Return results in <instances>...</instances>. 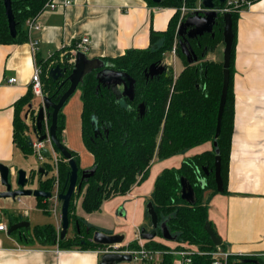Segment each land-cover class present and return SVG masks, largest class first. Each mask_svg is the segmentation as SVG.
<instances>
[{
  "label": "trees",
  "instance_id": "trees-1",
  "mask_svg": "<svg viewBox=\"0 0 264 264\" xmlns=\"http://www.w3.org/2000/svg\"><path fill=\"white\" fill-rule=\"evenodd\" d=\"M52 0H12L13 12L18 22L17 36L10 33L9 22L6 14L5 1L0 0V45L28 42V30L26 20L38 15L45 5ZM151 6H164L177 9L170 20L169 27L163 31H151V44L145 49H130L118 57L102 58L106 64L112 65L119 71L129 73L136 80V98L119 100L108 88L101 87L97 90V70L90 72L78 87L82 101V136L84 143L93 156L95 173L82 180V187L77 189L70 203L69 217L76 208L77 198L82 195V208L87 213L100 211L104 201L116 196L129 193L134 185L142 184L149 176L150 168L155 156L160 160L182 155L189 149L215 140L217 115L220 96L223 86V61L216 62L206 59L208 53L202 56L205 49L214 51L219 44L224 43L223 29L225 22L220 15L218 23L214 27L215 35L204 34L189 42L199 60L189 63L182 53L179 44L180 36L177 34L178 26L192 11L180 17L178 11L183 6L194 8L196 0H165L156 4L152 0H146ZM256 0H250L255 2ZM226 3V2H225ZM225 3H218L220 8ZM245 7V6H244ZM240 9L231 11L233 19L234 41L230 66V84L228 96L223 114L222 128L218 140V148L222 159V178L224 191L227 192L228 171L232 148L235 118V95L233 91V64L237 36V23ZM163 39L161 44L158 41ZM176 41V46L174 44ZM154 44L156 46L152 47ZM72 46L63 47L60 52L51 55L47 60H39L42 67V80L44 83L43 94L48 95L54 101H58L69 88L68 75L71 73L75 58ZM175 50L184 63V68L177 77L171 72L156 77H146V69L153 63L162 61L166 52ZM65 53L62 61L61 54ZM38 55V54H37ZM38 58V56H37ZM60 64L67 68L66 75L58 80H53L49 74L52 67ZM34 92L32 86L28 92L15 103L14 118V142L16 147L24 155L33 154L31 140L25 134L27 128L26 113L22 118V111L30 109ZM146 104V113L141 116L138 110L140 103ZM33 104V103H32ZM132 106V107H129ZM64 109V108H63ZM62 111L59 114L57 136L63 142L66 129V115ZM30 112V111H29ZM31 113V112H30ZM29 113V114H30ZM98 119V128L92 122V117ZM34 119V118H33ZM49 126L51 118L46 122ZM44 125L43 132L46 131ZM48 128V127H47ZM55 150L59 152L56 146ZM79 166L80 178L84 170L80 166V156L70 150ZM216 148L195 154L186 158L180 167L165 168L158 175L151 201L158 213L160 224L166 221L171 234L176 237L174 241L188 242L197 245L200 251L209 252L224 245H214L209 234L205 230V223L209 221V201L206 199V191L211 195L218 194L215 180L214 162ZM63 157V156H62ZM65 160V158L63 157ZM210 171L206 175L203 167ZM45 169V168H44ZM69 164L62 165L59 169V192L65 186ZM212 170V171H211ZM33 178L34 173H31ZM185 177L193 185L197 201L190 204L181 197V178ZM206 180L203 187L201 180ZM53 182L48 179L40 181V188L51 190ZM38 198V208L48 212L43 201ZM147 212V210H146ZM147 217L150 216L147 212ZM26 220L21 216L11 215L9 223L15 224ZM76 235L74 238L60 239V231L52 223L37 224L32 229L22 228L13 234H17L19 240L25 244L58 245L60 248H79L82 250H95L105 246L92 241V235L99 230L97 227L87 224L83 219L77 218L75 223ZM212 225V223H211ZM213 227V225H212ZM214 229V227H213ZM215 231V230H214ZM216 232V231H215ZM217 234V232H216ZM218 235V234H217ZM158 236L163 238V233L158 228ZM219 236V235H218ZM130 247L138 248L139 244L131 242ZM148 249L164 251L163 261L160 264H174L176 256L170 252L171 248L157 240L145 242ZM254 258L260 263L244 262L243 259ZM192 264H213L210 254L195 253L192 255ZM228 264H264L259 256L230 255Z\"/></svg>",
  "mask_w": 264,
  "mask_h": 264
},
{
  "label": "crops",
  "instance_id": "crops-1",
  "mask_svg": "<svg viewBox=\"0 0 264 264\" xmlns=\"http://www.w3.org/2000/svg\"><path fill=\"white\" fill-rule=\"evenodd\" d=\"M65 1L53 0L55 7H47L38 15L41 28L32 34V38L39 42L38 58L34 56L29 40L0 45V163L11 166L15 172L17 168L14 163L20 152L14 142L15 103L28 92L35 64H39L40 59L47 60L84 36L91 39L86 52L89 58L118 57L130 49L148 48L151 31L166 30L176 12L172 7L151 6L146 0H73L69 5H65ZM224 47V43L219 44L214 51L208 52L206 59L223 61ZM170 53L174 55V61L166 55L163 64L170 67L174 77H177L184 63L174 50ZM175 60L177 72L172 65ZM11 78H16V81L11 82ZM233 91L235 118L227 192L211 195L210 190L206 191L209 220L222 239L223 249L233 255L259 256L264 260V0L251 2L240 10ZM66 114L69 119V112ZM63 138L66 145V129ZM213 148V142L209 141L182 155L164 159L165 166L158 163L152 173L151 188L144 187L151 176L149 174L142 184L134 185L129 193L116 198L141 197L144 207L146 201L151 199L155 181L163 169L180 167L186 158ZM14 202L12 198L0 199V223H6L8 229L11 215L30 220L27 210L12 211L16 207ZM21 202L38 209L37 198L33 203ZM118 213L127 215L124 206ZM34 226L31 224L30 228ZM109 232L122 233L119 228L110 229ZM140 239V231L136 230L123 243L130 244ZM155 240L170 248L178 247V244L183 246L159 236ZM101 255V249H69L38 242L25 244L17 234L0 230V264H99Z\"/></svg>",
  "mask_w": 264,
  "mask_h": 264
},
{
  "label": "water",
  "instance_id": "water-1",
  "mask_svg": "<svg viewBox=\"0 0 264 264\" xmlns=\"http://www.w3.org/2000/svg\"><path fill=\"white\" fill-rule=\"evenodd\" d=\"M6 7V14L9 22L10 33L13 37L17 36V26L18 22L15 18L13 12L12 0H4ZM156 4H161L163 0H152ZM228 0H203V10L195 11L189 15L185 20L181 21L178 26L177 34L183 39L179 42L181 46L182 53L186 56L189 63H194L199 60V56L195 53L193 47L191 46L189 40L196 39L204 34L215 35L214 27L218 23V18L220 15L223 16L225 22L223 35H224V59H223V86L220 96V103L217 115V125L215 132V140L213 145L216 148V157L214 162V173L215 180L217 183V190L219 193L224 191V182L222 178V159L220 156V150L218 148V140L222 128V120L224 109L226 105V100L228 96V89L230 84V66L231 57L234 41L233 32V19L231 12L221 13L220 6L218 3H225ZM208 53L206 48L202 56ZM97 70V90L101 87H107L112 89L118 98L122 96H127L130 100H133L136 95V80L129 73L124 71L116 70L110 64L101 58H89L87 53L84 51H78L75 56L74 65L71 73L68 75L67 80L70 85L69 88L63 93L58 101H54L48 95L42 97L43 105L39 108L37 117L35 119L36 125L33 128V133L36 135L38 142H44L49 140L52 146H56L59 153L68 161L70 170L67 174V180L63 190L58 194V200L61 202V231L60 239H65L70 227V203L72 197L74 196L77 189L82 187V180L89 178L95 173V168L84 169L81 174V181L79 182L80 173L79 166L76 159L73 157L70 149L62 142L57 136L58 120L59 114L67 104L68 100L76 93L78 87L83 83L84 78L87 74L92 71ZM167 70L166 65L163 63H153L146 69V77H156L163 74ZM67 68L61 66L60 64L52 67L49 70L50 76L53 80H58L66 75ZM123 87V91L119 87ZM29 108H32V103H30ZM141 116L146 113V104L144 102L139 104L138 107ZM28 118V113L25 115ZM51 118V124L48 126L47 132H43L44 125ZM92 122L98 128V119L93 116ZM31 139V138H30ZM29 144L33 147V141L30 140ZM43 154L45 157H51L50 149L44 148ZM206 175H209L210 171L208 167H203ZM212 171V170H211ZM39 172L44 176L48 175V172L41 167ZM16 178V186L12 182V178ZM0 180L4 186V190L0 192L1 198H12L13 200L20 199L23 196H34L37 199L43 197L45 199H51L53 193L48 190L41 188H30L28 184L32 180L31 173L24 169H19L16 172L9 165L0 163ZM202 186L206 185V180H201ZM181 197L183 200L190 204H195L197 201L196 193L193 185L185 177L181 178ZM146 210L150 216L151 229L142 228L140 231V237L143 240L149 241L154 240L158 237V228L162 230L163 238L168 241H174L176 239L167 227L166 221L160 224L158 213L155 209L153 202L150 200L146 205ZM31 227V222L29 220H22L15 224L10 225L8 229V234L22 229ZM205 230L209 234L214 245L220 246L222 244V239L216 234L211 223L207 221L205 223ZM125 236L123 234H112L106 233L101 230H97L93 234L92 241L101 245H113L123 243ZM244 262H254L260 263L258 259L246 258L243 259ZM123 262H132V255L128 253H104L101 255L99 264H121Z\"/></svg>",
  "mask_w": 264,
  "mask_h": 264
},
{
  "label": "rangeland",
  "instance_id": "rangeland-1",
  "mask_svg": "<svg viewBox=\"0 0 264 264\" xmlns=\"http://www.w3.org/2000/svg\"><path fill=\"white\" fill-rule=\"evenodd\" d=\"M235 6H233V10L240 9L241 7H246L249 5L250 0H238L235 2ZM188 5L186 7V10L183 11L180 9L178 13H180V17L183 16V14H186L187 12L190 11ZM177 10V9H176ZM163 42V39H160L158 41V44H161ZM157 44H154L152 47L156 46ZM176 46V41L174 44V48ZM170 52V51H169ZM169 52H166L164 56L168 55L171 56L172 61L173 60V54H168ZM65 53H62V61L64 60ZM163 56V57H164ZM75 60V59H74ZM73 60V62H74ZM72 60H70L71 62ZM173 69L175 72H177L178 64L175 62L172 63ZM169 70L172 71V69L169 67ZM32 108H30L28 111L27 109L22 111L21 115L22 118L24 114L28 113L29 117L26 119V124L27 128L25 130V134L28 135L29 137H32L33 140L36 139V135L33 133V127L35 126L33 123V118L35 119L38 114L39 108L43 105L42 98H38L34 95L33 100H32ZM81 100H80V92L77 90L76 93L68 100L67 104L64 106L63 112L65 113L67 117V112H69V119L66 120V136H67V143L66 146L75 152L78 153L80 156V166L84 168H89L93 166L94 159L88 148L86 147L83 136H82V127H81ZM31 113H30V112ZM30 113V114H29ZM68 121V122H67ZM46 125V131L47 132V123ZM45 148L50 149L51 152V157H46V159L41 160V158L34 152L33 149V154L29 155H24L21 151L17 154V158L15 160V167L17 170L19 169H24L29 173H34V176L30 183L28 184V187L30 188H39L40 187V181L42 180V175L39 172V169L41 167H44L46 172H48V175L44 176L43 179H48V181L53 182L51 191L53 193V197L51 199H47L43 201L44 206H46V209L48 212H45L43 209H37L33 205H24L21 200L25 201H30L31 203L34 202L36 197L34 196H23L19 199H17L14 204L15 208L12 209V211L15 210H22L25 209L27 210V213L30 212L29 218L30 222L32 225L36 224H47V223H52L55 225L57 228L58 232L61 231V202L57 199L56 194L59 192V183H60V173L59 169L62 165H67L68 161L63 159L62 155L55 150L54 146L51 145L49 140H45L44 142ZM155 160L152 163V168L149 174V178L147 181H145V186L144 187H150L152 186V173L156 169L155 167L160 163L161 165L165 166V160L158 159ZM177 161V160H176ZM161 167V166H160ZM167 167V165H166ZM12 182L14 183V186H16V178H12ZM4 190V186L1 183L0 180V192ZM1 199V197H0ZM4 199V198H2ZM9 199V198H8ZM150 200L146 201V205ZM82 202V195L77 198L76 202V208L75 210L71 213V218H70V227L68 230V238H74L76 235L75 231V223L77 221V218L83 219L87 224L93 225L97 227L99 230L110 233L109 230L119 228L126 239L130 238V235L132 232L139 230L141 231L142 228L146 229H151V222L147 217V212H146V205L144 207L142 206V199L134 198V197H115L109 200H106L103 202L100 211L93 212V213H87L84 211L81 205ZM121 206H124L127 215L122 216L118 212L121 208ZM6 211V210H5ZM4 212V211H3ZM7 212V211H6ZM118 213V214H117ZM27 220V219H26ZM57 222H59L57 224ZM57 224V226H56ZM93 238V235H92ZM135 243L139 244V241H135ZM184 246H180L178 244L177 249H186L188 251H195L199 250L197 245L190 244L188 242L182 243ZM174 245V244H170ZM105 246L99 247L102 251L104 250ZM174 248V247H173ZM172 248V249H173ZM181 257L176 256L174 260V264H181ZM121 264H134L132 262H123Z\"/></svg>",
  "mask_w": 264,
  "mask_h": 264
},
{
  "label": "built area",
  "instance_id": "built-area-1",
  "mask_svg": "<svg viewBox=\"0 0 264 264\" xmlns=\"http://www.w3.org/2000/svg\"><path fill=\"white\" fill-rule=\"evenodd\" d=\"M72 1L73 0H66L64 4L69 5L72 3ZM237 1L238 0H228L223 7L219 8L221 13L231 12V10L233 9V6H235L234 4H236L235 2ZM196 2H197V6L194 7L193 9H190L192 13H194L195 11H199V10L201 11L204 9L203 0H196ZM47 7H51V8L55 7V3L53 2V0L47 3L43 10H45ZM182 10L185 11L186 7L183 6ZM38 15L26 20V27L28 30L29 42L31 44L32 52L34 56H37V53L39 51V42L32 38L33 32L41 28L39 22L37 21ZM90 44H91L90 37L84 36L76 43V46L74 47V49H72V53H74V56H76V53L78 51L87 52L90 48ZM10 81L15 82L16 78H11ZM31 86H32L35 96L41 97V98L44 96L43 94L44 83L42 80V67L40 64H37V63L35 64ZM35 119H33L34 125H36ZM31 140L33 141L34 152L41 158V160L46 159L45 155L43 154V149L45 148L44 143L38 142L37 138L35 140L31 138ZM59 193L60 192H57L56 194L57 199H58ZM0 230H5V231L8 230V225L4 222L0 223ZM145 242L146 240L140 239L138 248L130 247L129 244H124V243L106 245L104 250L103 251L101 250V253L102 254L104 253H128L132 255V263L134 264H160L163 261V255L165 252L162 250L148 249L147 247H145ZM170 252L174 254L175 256L181 257L182 259L181 264H192V255H194L195 253L210 254L213 258V264H228L229 256L233 255L232 253H230V251L222 249L221 247H218L217 249L213 251L204 252L200 250L188 251L186 249H177V246H176L173 249L171 248Z\"/></svg>",
  "mask_w": 264,
  "mask_h": 264
},
{
  "label": "flooded vegetation",
  "instance_id": "flooded-vegetation-1",
  "mask_svg": "<svg viewBox=\"0 0 264 264\" xmlns=\"http://www.w3.org/2000/svg\"><path fill=\"white\" fill-rule=\"evenodd\" d=\"M163 1H165V0H163ZM183 38L182 37H180V40H179V42L182 40ZM159 63H163V59H162V61H160ZM146 73V72H145ZM171 73V71L169 70V68L167 67V70L163 73V74H161V75H164V74H167V75H169ZM158 76H160V75H158ZM107 88V87H106ZM109 89V88H108ZM119 89L121 90V91H123V87L121 86V87H119ZM115 95H116V97H117V94L112 90V89H110ZM135 98H136V95H135ZM135 98L133 99V100H130L127 96H122L121 98H118L117 97V99H119V100H123V99H128L129 101H134L135 100ZM129 107H132V106H129ZM139 107V106H138ZM29 116V115H28Z\"/></svg>",
  "mask_w": 264,
  "mask_h": 264
}]
</instances>
